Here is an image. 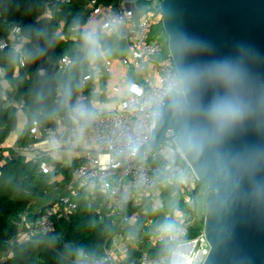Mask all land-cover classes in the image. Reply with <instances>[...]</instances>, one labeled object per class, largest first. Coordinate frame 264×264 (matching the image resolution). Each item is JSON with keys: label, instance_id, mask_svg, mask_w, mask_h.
<instances>
[{"label": "built area", "instance_id": "obj_1", "mask_svg": "<svg viewBox=\"0 0 264 264\" xmlns=\"http://www.w3.org/2000/svg\"><path fill=\"white\" fill-rule=\"evenodd\" d=\"M137 1L120 0L117 7L95 6L107 14L103 33L117 35L126 46L129 56L121 58V64L141 74L137 80L127 83L126 96L119 106L104 111L89 106L85 90L91 76L82 74L75 98L78 120L66 131L47 128L41 133L36 127L33 132L41 140L56 139V146L45 149L37 143L14 145L18 156L35 162L64 151H74L79 156L58 165L41 162L42 172L61 175L54 182H62L63 169L74 168L72 177L63 187L56 188L36 216H29L30 210L21 214L18 234L11 246L30 240L38 233L53 231L55 220L75 212L84 197L97 203L96 215L101 221H110L113 233L105 242L100 258L80 260L78 264H172V261L203 264L207 258L210 246L204 231L205 216L197 212V188L201 180L176 145L173 131H167L158 149H140L151 140L156 127L157 110L150 107H159L172 89L182 92L183 81L169 50L168 38L152 34L155 26H163L162 0H144L141 7ZM29 43L21 27L15 25L7 37L0 39V49L12 47L19 54L20 67H24L28 61L25 48ZM74 65L75 61L66 55L57 64L58 72H69ZM111 67L112 61L106 60V72H112ZM61 121L57 118L58 126ZM78 136H83L88 144H75ZM168 184L177 187L181 194L182 214L178 215L180 209L176 205L171 220L144 219V198L155 195ZM175 212L177 218H174ZM202 219L203 228L194 234L199 227L197 222ZM165 225L173 226L170 233L164 231ZM159 246L164 252L156 254ZM10 252L0 255V264Z\"/></svg>", "mask_w": 264, "mask_h": 264}, {"label": "water", "instance_id": "obj_2", "mask_svg": "<svg viewBox=\"0 0 264 264\" xmlns=\"http://www.w3.org/2000/svg\"><path fill=\"white\" fill-rule=\"evenodd\" d=\"M183 91L157 110L151 140L172 130L211 194L203 264H264V0H162Z\"/></svg>", "mask_w": 264, "mask_h": 264}, {"label": "trees", "instance_id": "obj_3", "mask_svg": "<svg viewBox=\"0 0 264 264\" xmlns=\"http://www.w3.org/2000/svg\"><path fill=\"white\" fill-rule=\"evenodd\" d=\"M119 1L0 0V39L7 37L18 25L30 41L25 48L28 61L24 67H20L19 54L12 47L0 49L2 77L22 97L28 111L27 124L18 138V145L40 142L41 139L33 135L35 128L41 133L47 128L57 129V118L70 124L82 74L91 76L86 82L85 95L88 105L93 108L90 103L94 90L90 69L92 55L103 66L106 60L123 58L126 46L117 35L99 33V49L88 43L76 27L87 24L89 13L85 9L90 2L95 6L117 7ZM66 55L75 61L71 70L73 75L71 79L67 76L59 79L57 64ZM17 124L14 106L0 96V160L2 145ZM42 161L54 160L43 157L35 162L26 157L7 160L0 166V255L11 250L1 264H78L80 260L100 258L113 226L106 219L99 220L94 211L97 203L84 197L75 212L55 220L53 231L38 233L30 240L11 246L18 234L17 222L21 214L35 203L45 206L56 188L63 187L72 177L74 168L63 169L62 182H54L57 173L42 172ZM204 184L199 182L197 192ZM36 212L32 211L29 216H36ZM197 224L199 227L194 234H199L203 228V219ZM155 252L161 254L164 248L159 246Z\"/></svg>", "mask_w": 264, "mask_h": 264}, {"label": "crops", "instance_id": "obj_4", "mask_svg": "<svg viewBox=\"0 0 264 264\" xmlns=\"http://www.w3.org/2000/svg\"><path fill=\"white\" fill-rule=\"evenodd\" d=\"M128 7H130L128 5ZM86 13H89L87 24L85 25H78L76 29H79L83 32V38L86 40V37H91L92 40L95 42L92 44L95 47L101 49V46L98 42L97 35L99 33L103 34L102 27L104 25L105 19L107 14L102 13L100 10L96 9L95 3L90 2L86 9ZM88 42V40H86ZM89 43V42H88ZM101 55L105 57V53L101 51ZM124 57H128L129 53L127 50L124 52ZM121 58H113L112 61V72L108 73L105 70V63L104 68L102 64H100L92 55L91 58V66L90 69L93 71V79H94V90L92 91V95L90 98V103L94 109L99 111L109 110L119 106L120 102L126 96V87L127 83L133 80H137L141 74L136 70H128L126 69L120 62ZM73 71H69L64 73V76L68 77V73H72ZM3 75V74H2ZM73 75V74H72ZM72 77V76H71ZM60 79V77H59ZM68 79H71L68 77ZM0 92L1 96L4 100L8 101L14 106L15 114L18 118V124L15 130L9 135L6 139L4 144L2 145L3 154L0 160V166L3 162L11 159H18V158H26L25 156H18L15 152L14 145L17 143L20 134L23 132L25 125L27 124V106L24 103L22 97L18 94V92L10 85L8 82L2 77L0 80ZM72 108V113L70 116L71 121L70 124L61 121L60 125L58 126V130L66 131L69 129L74 121L78 120L77 117V110H76V101L74 100ZM75 144H82L87 143L86 139L83 136H78L75 141ZM57 144L56 139H49V140H41L37 143L40 147L45 149L54 148ZM79 154L74 151H64V152H57L53 153L52 158L54 161H50L52 164L56 162L57 164L60 162H70L77 158ZM55 165V164H54ZM61 176V175H60ZM60 176H56V179L61 178ZM166 192V193H165ZM174 196V197H172ZM179 196V197H178ZM165 198H171L173 202L171 206L170 213L172 214L173 209L178 206L179 203L181 204V194L179 193L177 187L172 184H168L161 188L155 195H150L147 198H144L143 202V214H148L146 218H154L155 221L158 219L160 221L168 220L167 211H164L165 204L169 201ZM43 203H35L30 211H35L42 207ZM183 207V205L181 206ZM172 216V215H171ZM145 219V217H144ZM25 235V234H23Z\"/></svg>", "mask_w": 264, "mask_h": 264}, {"label": "rangeland", "instance_id": "obj_5", "mask_svg": "<svg viewBox=\"0 0 264 264\" xmlns=\"http://www.w3.org/2000/svg\"><path fill=\"white\" fill-rule=\"evenodd\" d=\"M145 3L144 0H138L137 1V4L141 7L143 4ZM152 34L154 35V37H157V36H160V37H164V38H167V35L164 31L163 28H159L158 26H155L152 30ZM72 73L70 75V73H68V77L69 78H72ZM59 77L60 79H62L64 77V73H59ZM52 162V161H51ZM166 193V192H165ZM211 194V191L208 189V187L206 186V184L200 186V188L198 189V192H197V198H198V206H197V212H198V215L200 216H205L207 214V203H208V199H209V196ZM174 197V196H172ZM179 197V196H178ZM167 199L169 202L165 204V208H164V211H167V215H168V220H171L173 217L171 216V206L173 204L172 199L171 198H165ZM182 206V203L177 206V210L180 209L178 215H181L182 214V210H181V207ZM170 209V211H169ZM37 210V208L35 209ZM176 216V217H175ZM175 216L174 218H177V212H175ZM137 227L133 228V229H136ZM149 230V229H148Z\"/></svg>", "mask_w": 264, "mask_h": 264}, {"label": "clouds", "instance_id": "obj_6", "mask_svg": "<svg viewBox=\"0 0 264 264\" xmlns=\"http://www.w3.org/2000/svg\"><path fill=\"white\" fill-rule=\"evenodd\" d=\"M86 40H88L89 43H92V44L95 43V42L92 40L91 37H86ZM93 54H94V51H93ZM172 229H173V226H172V225H165V227H164V231H165L166 233H170V232L172 231ZM172 264H177V261H172Z\"/></svg>", "mask_w": 264, "mask_h": 264}]
</instances>
